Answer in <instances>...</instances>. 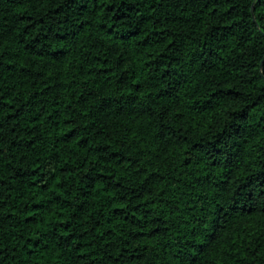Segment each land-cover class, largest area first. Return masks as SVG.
Returning a JSON list of instances; mask_svg holds the SVG:
<instances>
[{"label":"trees","instance_id":"16d2710c","mask_svg":"<svg viewBox=\"0 0 264 264\" xmlns=\"http://www.w3.org/2000/svg\"><path fill=\"white\" fill-rule=\"evenodd\" d=\"M0 264H264V0H0Z\"/></svg>","mask_w":264,"mask_h":264}]
</instances>
